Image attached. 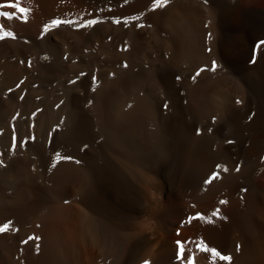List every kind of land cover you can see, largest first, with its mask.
<instances>
[{
  "label": "bare ground",
  "instance_id": "1",
  "mask_svg": "<svg viewBox=\"0 0 264 264\" xmlns=\"http://www.w3.org/2000/svg\"><path fill=\"white\" fill-rule=\"evenodd\" d=\"M12 3L16 0H0V5ZM19 3L28 9L26 13L0 7V13L6 14L0 16V36L4 37L0 40V161H3L0 226L10 223L9 231L0 233V264H188V260L178 257V241L185 244V255L192 264H228L211 256L213 247L222 255H231V264H264V45L256 47L264 40V0H235L233 5L223 8L207 7L199 0H168L160 8L154 7L155 0H19ZM54 19L76 23L44 32L45 25ZM89 19L98 23L78 26L87 24ZM116 19L121 23H113ZM125 20L130 30L122 32ZM8 32L12 35H6ZM187 58L191 67L187 82L183 80L186 82L183 90L188 105L174 103L177 107L170 111L175 110L171 122L159 130L160 141L158 122L154 119L157 116L153 110L150 116L146 115L149 104L143 103L145 98L143 102L136 100L134 107L133 99L128 98L132 102L127 101V105L132 106L125 105L126 97L120 95L123 87L130 92L139 85H132L133 79L121 71L128 79L118 77L109 86L113 85L108 95L115 107L97 116L95 131L90 116L77 119L70 133L75 145L71 155L29 143L16 142L17 146H12L16 126L24 123L21 117L26 112L25 101L30 100L35 84L59 82L65 77L72 81L69 77L78 73L77 68L90 65H99L106 74L125 65L131 71L138 63L157 65L168 61L177 67ZM213 61L217 62V70L202 72L194 82L195 72L210 68ZM52 65H63L64 69L54 73ZM175 66L171 68L174 70ZM168 75L160 76L159 81L172 87L174 79ZM68 83L71 84L70 80ZM155 83L158 87V81ZM127 84L134 87L129 91L131 86ZM51 99L55 100L54 95ZM68 106L66 109H70ZM150 106L153 107L151 103ZM53 112L55 119L60 116H54ZM192 115L206 116L215 122L201 128ZM64 118L65 115L62 122ZM31 119L35 117L28 124ZM57 152L71 159L57 162ZM53 163L55 168L51 167ZM237 165L239 172L235 170ZM218 166V178L205 184ZM225 167L227 172L223 171ZM221 200L227 203L221 204ZM216 209L222 218L212 216ZM198 214L204 219H189ZM201 244L209 251H200ZM237 244L241 246L239 252Z\"/></svg>",
  "mask_w": 264,
  "mask_h": 264
},
{
  "label": "rangeland",
  "instance_id": "2",
  "mask_svg": "<svg viewBox=\"0 0 264 264\" xmlns=\"http://www.w3.org/2000/svg\"><path fill=\"white\" fill-rule=\"evenodd\" d=\"M199 1H203V4H205L207 7L209 6V7H219V8H223V7H228V6H231V5H233L234 3H235V0H229V2H228V0H206V2H205V0H199ZM218 1H219V3H218ZM231 1V2H230ZM207 3V4H206ZM216 3V4H215ZM218 4V5H217ZM221 6V7H220ZM124 26V27H123ZM122 26V28H121V31L123 32H127L126 30L128 29V31L130 30V26L129 25H127V26H129V27H127L126 28V25H123ZM123 29V30H122ZM188 59L189 58H187V59H185V60H183V61H181V62H183V63H179L180 64V66L177 64V67L175 66V65H173V64H171L170 62H168V61H166V62H162L161 64H159V63H157V65H156V68L154 67L155 65H153V64H148V63H145L144 65L143 64H135L136 65V67H135V65L133 66V67H130V69L131 68H133V69H131V71L128 69L129 67H125L126 68V70H125V68H116V69H114L112 72L110 71V70H108V71H106L105 73L106 74H104L102 71H105L104 69H102L99 65L98 66H87V67H85V68H77V72L78 73H75L72 77H69V78H72V81H71V79H68V77H65V78H67V79H65V80H63V82H62V80L60 81L59 80V82L57 81V82H53V83H50V82H47V81H43L42 83H37V84H35V86H34V91H32V93H34V95H32V93L30 94V96L29 97H31L30 98V100L29 99H27L26 101H25V108H24V111H26V112H24L23 113V116L21 117V121H24V123L23 122H21V123H19L17 126H19L20 125V127L18 128L17 126H16V129H15V133H16V135H15V143L16 142H20V143H18V144H20V145H25V144H31V145H33L34 147H36V148H40V149H42L43 147V149H54V150H57V151H59L60 153H62L63 152V154H66V155H71V153L73 152V150H74V147H75V145H74V143H73V141H72V139H71V131L73 130V128H74V126H75V123H76V121H77V119L80 117V116H82V115H84V116H87V117H89L92 121L90 122L91 123V125L93 126L94 124H96V123H98V122H96V121H98L97 119H98V117L97 116H99V114L100 113H103L104 111L106 112V113H108V111L109 112H111V109H113L115 106H114V103H112V102H110V100H109V96L110 95H108V94H110L112 91V88H113V85H114V83L113 82H115V80H116V78L118 79V77L120 78V79H122V80H127L128 78L131 80V79H133V81H131V82H133V84L132 85H135V86H137V84L139 85V86H137L136 87V89L135 88H133L134 86H132V85H129V84H127V87L128 86H131V87H129V91H130V89L131 88H133L130 92H128V90H126V89H128V88H126L125 86L123 87V90L124 91H126L127 93H130V95L128 94L127 95V93H126V95H125V93L123 92V90H122V92H120V95L122 96V97H126L125 98V105L126 106H129V105H127V101H128V103L129 104H131V102L133 101L134 103L136 102V100H137V102L141 99V101L143 100L144 101V98H145V101L143 102V103H148L149 104V106L148 105H146L147 106V109L145 110V113H146V111L148 110V108H149V110L147 111L148 113H146V115L147 116H150V114L151 113H153L152 112V110L154 111V115H156L155 117L157 118H154V115L151 117V118H154L155 119V121L156 122H158V126H159V128H158V141H160L159 140V130L161 131V128H163V124H169L171 121L170 120H172V118H173V113H175V110H172V112L170 113V111H171V109H176V107H177V105H175V104H178V102H182V105L183 106H187L188 104H187V101H186V98H185V90H183V89H185L186 87H184V86H186L185 85V83L187 82V80H188V78H189V75H190V67H191V64L189 65V63H190V61L189 62H187L188 61ZM190 60V59H189ZM184 62H185V64H184ZM170 63V64H169ZM168 64H169V66H168ZM163 65V66H162ZM175 66L176 67V69L177 70H179V72L178 71H176L175 70V67H174V70H173V67L171 68V66ZM182 65H185V68H184V66H182ZM186 65H187V67H186ZM189 65V66H188ZM138 66V67H137ZM144 66H145V69L147 68V70H149V71H147V70H145L144 69ZM148 66V67H147ZM168 66V67H167ZM60 67V68H59ZM92 67V68H91ZM99 67V68H98ZM153 67V68H152ZM53 68V69H52ZM55 68V69H54ZM88 68V71L86 70ZM149 68H151V69H149ZM158 68H159V70L162 68V70H158ZM171 68V69H170ZM179 68V69H178ZM182 69V71H181V69ZM187 68V69H186ZM64 69V67H63V65H59V66H57V65H52L51 66V70L54 72V73H59V72H61L60 70H63ZM79 69V70H78ZM80 69H81V71H80ZM95 69V70H94ZM101 69V71H99V70ZM122 69V70H121ZM136 69V70H135ZM143 71H142V70ZM154 69V70H153ZM156 69L158 70V71H156ZM168 69H170V71L168 70ZM184 69V70H183ZM84 70V71H83ZM86 70V71H85ZM96 70H98V71H96ZM119 70V71H118ZM135 70V71H134ZM144 70H145V72H150L151 73V75H150V73H148V74H146L145 72H144ZM188 70V71H187ZM57 71V72H56ZM90 71V72H89ZM118 71V72H117ZM121 71H123L122 73H124L125 71V74L127 75V77H126V75L125 74H122L121 73ZM127 71L129 72V73H127ZM137 71V72H136ZM165 71V72H164ZM187 71V72H186ZM81 72V73H80ZM82 72H84V73H82ZM87 72H89V73H86ZM96 72V73H95ZM132 72L134 73V74H132ZM139 72H140V74H141V72H142V76L139 74ZM153 72H155V73H153ZM160 72V73H159ZM164 74H163V73ZM167 72H168V74H167ZM173 72H175L173 75H171V73H173ZM183 72V73H182ZM103 73V74H102ZM110 73V74H109ZM114 74V76H113V74ZM118 73V74H117ZM143 73L145 74V75H143ZM153 73V74H152ZM156 73H158V74H156ZM166 73V74H165ZM182 73V74H181ZM189 73V74H188ZM82 74V75H81ZM90 74V75H89ZM96 74V75H95ZM131 76L132 75V77H129V75ZM136 74V76H137V74H138V77L140 78H138V77H134V75ZM76 75H78V76H76ZM109 75H110V77H109ZM117 77H116V76ZM120 75V76H119ZM171 76L173 79H174V83L172 82V87H170V86H164L163 84H161V81H159V79L160 80H162V78H164L165 76ZM182 75H184L185 77H183ZM81 76V77H80ZM91 76V77H90ZM96 76V77H95ZM97 76H99V77H97ZM106 76H108V77H106ZM113 76V77H112ZM143 76H145V77H143ZM147 76H149V78L147 77ZM152 76V77H151ZM156 76V77H155ZM158 76V77H157ZM162 78H161V77ZM85 77V78H84ZM95 77V79L97 80H95V79H93ZM106 77V78H105ZM114 77H115V79H114ZM123 77V78H122ZM124 77H126V78H124ZM134 77V78H133ZM176 77H180L179 79H178V82L176 81ZM182 77V78H181ZM186 77H188V78H186ZM74 78H76L75 80H78V78H79V80L78 81H75L74 80ZM89 78H91V80H93V81H90V79ZM99 78H100V80H99ZM107 78H109V79H107ZM113 78V79H112ZM136 78H137V80H136ZM145 78V79H144ZM147 78V79H146ZM186 78V79H185ZM101 79H103V81L101 80ZM141 79H143V80H141ZM154 79H156V80H154ZM158 79V80H157ZM180 79L182 80V81H180ZM68 80V81H67ZM69 80H70V82H71V84H72V82H73V88L71 89V84L70 83H68L69 82ZM94 80H95V83H94ZM110 80V81H109ZM112 80V81H111ZM119 80V79H118ZM135 80V81H134ZM142 82V81H144L143 83H144V85L142 86V84L143 83H141L140 84V81ZM149 81V83H148V81ZM153 80H154V82H153ZM183 80L184 81H186V82H184L183 83ZM64 81H66V83L70 86H68ZM74 81H75V83H74ZM100 81H102L101 83H100ZM108 81V82H107ZM137 81H138V83H137ZM145 81H147V82H145ZM155 81L157 82L158 81V84H159V86H160V88H159V86L157 87L156 85H154V84H156L155 83ZM180 81V82H179ZM78 82H79V84H78ZM87 82V83H86ZM135 82V83H134ZM54 83H56V85L54 84ZM63 83H65L66 85H64ZM104 83V84H103ZM148 83V84H147ZM176 83H179V86H178V84H176ZM181 83V84H180ZM184 85H183V84ZM42 84V85H41ZM61 84V85H60ZM81 84V85H80ZM83 84V85H82ZM100 84L102 85V86H100ZM111 84H113L112 85V87L111 88H109V86L111 85ZM152 84V85H151ZM174 84V85H173ZM47 86V87H44V86ZM55 87H54V86ZM77 85V86H76ZM78 85H80V87H78ZM95 85V86H94ZM163 85V86H162ZM182 85V86H181ZM40 86V87H39ZM75 86V87H74ZM99 86V87H98ZM141 86V87H140ZM147 88L146 89V91H145V87ZM150 86V87H149ZM37 87H38V90H36L37 89ZM78 87V88H77ZM82 87V88H81ZM84 87V88H83ZM87 87V88H86ZM92 87H94V88H92ZM96 87H97V89H96ZM100 87H101V89H100ZM105 87H107V88H109L108 90H107V92H106V90L105 89H107V88H105ZM152 87V88H151ZM167 87V88H166ZM178 87H180V88H178ZM43 88V89H42ZM45 88V89H44ZM57 88H58V90H57ZM61 88L63 89V91L61 90ZM76 88V89H75ZM79 88H81V91H80V89ZM105 88V89H104ZM137 88H138V92H137ZM142 88V90H143V92L140 90ZM150 88V89H149ZM159 88V89H158ZM176 88V89H175ZM178 88V89H177ZM53 91H52V90ZM78 89V90H77ZM85 89V90H84ZM93 89H94V91H93ZM99 89V90H98ZM151 89H153L152 91H154V92H151ZM155 89H156V91H155ZM161 89V90H160ZM163 89V90H162ZM167 89H169V90H167ZM49 90V95H48V91ZM51 90V91H50ZM58 92H57V91ZM67 90H69V92L67 91ZM77 91V93H74V91ZM84 90V91H83ZM88 90V91H87ZM101 90V92H99ZM110 90V91H109ZM133 90H135V92H133ZM148 90V91H147ZM149 90H150V92H149ZM160 90V91H159ZM172 90V91H171ZM178 91V92H176V91ZM36 91V92H35ZM41 91H43V95H44V97H43V95H42V92ZM75 91V92H76ZM92 91H93V93H92ZM96 91V92H95ZM103 91H105L104 93H106V94H103ZM157 91H159L158 93L160 94V92L162 93L161 95H158V93H156ZM184 93H183V92ZM51 92V93H50ZM55 92L56 93V95L55 94H53V93ZM60 92H63V93H60ZM67 92V93H66ZM97 92H99V93H97ZM110 92V93H109ZM142 92V93H141ZM144 92H146V93H148V94H150L151 95V97H149L150 95H148V94H146V93H144ZM168 92V93H167ZM171 92V93H170ZM35 93H37V95H35ZM46 93V94H45ZM72 95H70V94ZM81 93V94H80ZM88 94V95H84V94ZM124 93V94H123ZM136 93V95H134V94ZM177 93H178V95H177ZM179 93H180V95H179ZM40 94V95H39ZM50 94H51V96H50ZM54 95V98H55V100L54 99H51V98H53V95ZM57 94H59V96L57 95ZM62 94H65L64 95V97L65 96H67V97H63V96H61V97H63L64 99H62L61 97H60V95H62ZM67 94V95H66ZM99 94V95H98ZM145 94V95H144ZM155 96H154V95ZM166 94V95H165ZM170 94V95H169ZM69 95V96H68ZM84 95V96H83ZM91 95V96H90ZM132 95H134V96H132ZM168 95V96H167ZM175 97H174V96ZM34 96H36V97H34ZM40 96H42V97H40ZM47 96H48V98H47ZM75 96V97H74ZM77 96V97H76ZM95 96V97H94ZM99 96V97H98ZM101 96H103V97H101ZM104 96H106V97H104ZM129 96V97H128ZM137 96V97H136ZM140 96V97H139ZM141 96H142V98H141ZM147 96V97H146ZM159 96V97H158ZM165 97L164 99L166 100H164L163 99V97ZM169 96L170 97H172V99H173V97L175 98V99H169ZM182 96V97H181ZM57 97V98H56ZM72 97V98H71ZM87 97V98H86ZM132 97H134V98H132ZM152 97H156V98H152ZM35 100H34V99ZM45 98V99H44ZM58 98H60V99H58ZM70 98V99H69ZM83 98V99H82ZM92 100H91V99ZM128 98H131V99H133L131 102H129V99ZM157 98H159L158 100H157ZM181 98V99H180ZM32 99V100H31ZM48 99V100H47ZM50 99V100H49ZM56 99H58V100H60V102H58V100H56ZM97 99H99L98 101H99V103L97 102ZM108 99V100H107ZM128 99V100H127ZM135 99V100H134ZM147 99V100H146ZM153 101H152V100ZM156 99V101L154 102V100ZM52 100V101H51ZM64 100V101H63ZM85 100V101H84ZM104 100V101H103ZM151 100V101H150ZM164 102H163V101ZM181 100V101H180ZM185 101V102H183V101ZM28 101H30L29 103H27ZM38 101V102H37ZM43 101V102H42ZM55 101H57V102H55ZM63 101V102H62ZM66 101V102H65ZM75 101H77V102H75ZM101 101V102H100ZM147 101H150V103L153 105V107L152 106H150V103L149 102H147ZM159 101V102H158ZM163 102V104H162V102ZM167 101H169V102H167ZM172 103H171V102ZM33 102V103H32ZM35 102H36V104H35ZM47 102V103H46ZM73 104H72V103ZM88 102V103H87ZM91 102H96L95 104L94 103H91ZM102 102H104V103H102ZM115 102V101H114ZM132 102V107H134V105L136 106V103L134 104ZM161 102V103H160ZM37 103H40V104H37ZM62 103V104H61ZM69 103V104H68ZM81 103V104H80ZM157 103V104H156ZM168 103V104H167ZM175 103V104H174ZM43 104H45V106H46V104H48V106L50 107V108H48L47 106L45 107ZM64 104H68L67 106H68V108H70V109H66L67 108V106L66 105H64ZM74 104H76V105H74ZM93 104V105H92ZM99 104V105H98ZM165 104H167V107L165 108L163 105H165ZM186 104V105H185ZM32 107H30V106ZM33 105H34V108H33ZM38 106V108H36L35 106ZM40 105V106H39ZM42 105H43V107H42ZM53 105V106H52ZM87 105H88V108H83L84 106L85 107H87ZM90 105H92V109L89 107ZM96 105V106H95ZM99 107H98V106ZM104 106V107H102V106ZM154 105H155V107H156V109H158V110H156L155 109V107H154ZM157 105H159V107H157ZM173 105V106H172ZM27 106V107H26ZM174 106H176V107H174ZM29 107V108H28ZM54 107V108H53ZM62 108V109H56V108ZM65 107V108H64ZM101 107V108H100ZM152 107V108H151ZM162 107V108H161ZM171 107H173V108H171ZM39 108H40V111H39ZM42 108V109H41ZM74 108V109H73ZM76 108V109H75ZM110 108V109H109ZM168 108V109H167ZM36 109V110H35ZM45 109V110H44ZM49 109V110H48ZM89 110V111H87V110ZM91 109V110H90ZM95 109V110H94ZM100 109H101V111H100ZM105 109V110H104ZM156 111H155V110ZM160 109H162V110H160ZM39 112H38V111ZM67 111V113L66 112H62V111ZM68 110H69V112L71 111V110H73V111H71L70 113L71 114H73L74 115V117H73V115H71L70 113H68ZM75 110V111H74ZM32 113H30V112ZM36 111V112H35ZM47 111L49 112V113H47ZM52 111H55V112H53L54 113V116L55 115H60L58 118H56L55 119V117H53V114H52ZM61 113V114H59V112ZM76 111L78 112V113H76ZM91 111H93V113H95V116L93 115V113L91 112ZM96 111L98 112V113H96ZM149 111H151L150 113H149ZM158 111L160 112V113H158ZM166 111H168L167 113H166ZM38 112V113H37ZM50 112H51V114H50ZM90 112L92 113V114H90ZM163 112V113H162ZM36 113L38 114V115H36ZM40 113H43V115H41V116H39V114ZM85 113V114H84ZM90 115H89V114ZM162 113V114H161ZM168 113H170V114H168ZM27 114V115H26ZM32 116H31V115ZM47 114V115H46ZM76 114V115H75ZM167 114V115H166ZM25 115V116H24ZM36 115V116H35ZM48 116V118H45L46 116ZM53 117V118H51V116ZM65 115V118L63 119V122H62V118H63V116ZM159 115V116H158ZM161 115V116H160ZM170 115H172V116H170ZM42 116H44V118L42 119L41 117ZM66 116L68 117V118H66ZM92 116V117H91ZM165 117V118H163V117ZM166 116H168V118L166 117ZM26 117H28V118H26ZM34 118L35 117V119L34 120H32L31 119V123L30 124H28L29 122H30V118ZM36 117H37V119H36ZM75 117H76V119H75ZM93 117H94V119H93ZM96 117V118H95ZM158 117H160V119L158 118ZM191 117V116H190ZM202 118L204 117V116H201ZM201 117H197V116H194V115H192V119L193 120H195V121H197V124L201 127V128H205V127H209L211 124H212V119L211 118H209V117H206L207 118V120H206V118L204 117V119H202ZM26 118V119H25ZM60 118V119H59ZM71 118V119H70ZM74 118V119H73ZM161 118H162V120H161ZM209 118V119H208ZM27 119H29V121L27 120ZM42 119V120H41ZM49 119H53L52 121L54 122L55 121V123H51L49 120L47 121V120ZM57 119H59L58 121H57ZM71 120V121H69V120ZM170 119V120H169ZM200 119V120H199ZM44 120V121H43ZM161 120V121H160ZM164 120V121H163ZM199 120V121H198ZM211 120V121H210ZM28 121V122H27ZM40 121V122H39ZM48 123H47V122ZM57 121V122H56ZM60 121H61V124H60ZM66 121H69V125L67 124L66 126H64L66 123H68V122H66ZM160 121V122H159ZM202 121H204L203 123L205 124H201L200 122H202ZM43 122H46V124H44ZM162 122H164V123H162ZM26 123H27V125H26ZM33 123V124H32ZM37 123H38V125H37ZM39 123H40V127H39ZM42 123V124H41ZM50 123V124H49ZM58 123L61 125V129L59 128V126H58ZM64 123V124H63ZM72 123V124H71ZM208 123H209V125H208ZM36 124V125H35ZM53 126H52V125ZM55 124H56V126H55ZM70 124H71V127L69 128L68 126H70ZM74 124V125H73ZM25 125H26V127H25ZM30 125V126H29ZM42 125H46L47 126V128L49 127H51L50 129L48 128V129H46L45 127L46 126H42ZM63 125V126H62ZM163 125V126H162ZM207 125V126H206ZM42 126V127H41ZM28 127V128H27ZM30 127V128H29ZM31 127H32V130H31ZM45 129H44V128ZM54 127H55V130H53L54 129ZM63 127V128H62ZM68 127V129H66V128ZM23 128H26V129H23ZM53 128V129H52ZM65 128V129H64ZM18 129V130H17ZM30 129V130H29ZM38 129H39V131H38ZM40 129H41V131H40ZM58 129V130H57ZM93 130L95 129L96 130V128L93 126V128H92ZM22 132H21V131ZM24 130V131H23ZM44 132H43V131ZM50 130V131H49ZM52 130V131H51ZM70 130V131H69ZM94 130V131H95ZM18 131V132H17ZM25 131H26V133L28 134H26L25 133ZM28 131L29 132H31L32 131V134L31 133H28ZM50 133V132H52V135L50 136V134L48 133V132ZM53 131H55V132H53ZM58 131V132H57ZM63 131V132H62ZM68 131V132H67ZM34 132V133H33ZM36 132V133H35ZM37 132H38V134H37ZM41 132H43V133H41ZM48 134H47V133ZM65 136H63L61 133ZM22 133V134H21ZM25 133V134H24ZM41 133V134H40ZM59 133V134H58ZM65 133V134H64ZM19 134H20V136H19ZM42 134H44V135H42ZM57 134V137L55 136ZM27 136V138H25V137H21V136ZM38 135H39V137H38ZM41 135V136H40ZM46 135H48V136H46ZM36 136V137H35ZM59 136L61 137L62 136V138H59ZM28 137L30 138V139H28ZM32 137V138H31ZM42 139H41V138ZM47 139H45V138ZM54 137V138H53ZM56 137V138H55ZM64 137V138H63ZM68 137V138H67ZM22 138V139H21ZM23 138H25V139H23ZM38 138V139H37ZM44 138V139H43ZM49 138H51V139H49ZM58 138V139H57ZM32 139V140H31ZM63 139V140H62ZM26 140V141H25ZM34 140V141H33ZM40 140L42 141V143L40 142ZM54 140V141H53ZM60 140V141H59ZM22 141V142H21ZM33 141V142H32ZM57 141V142H56ZM48 142H50L49 144H48ZM53 142V143H52ZM62 142H64V143H62ZM72 142V143H71ZM24 143V144H23ZM33 143V144H32ZM45 143V144H44ZM52 143V144H51ZM17 144V143H16ZM34 144H36V145H34ZM38 144H39V146H38ZM47 144V146H45ZM159 144H161V143H159ZM158 144V146H160ZM58 145V146H57ZM63 145H65V146H63ZM71 146V147H70ZM48 147V148H47ZM161 147V146H160ZM160 147H159V149H158V157L160 158V152H159V150H160ZM72 150H71V149ZM67 151H68V154H67ZM66 152V153H65Z\"/></svg>",
  "mask_w": 264,
  "mask_h": 264
},
{
  "label": "snow or ice",
  "instance_id": "3",
  "mask_svg": "<svg viewBox=\"0 0 264 264\" xmlns=\"http://www.w3.org/2000/svg\"><path fill=\"white\" fill-rule=\"evenodd\" d=\"M167 3H168V0H155V5H154V7H156V8H160V7L165 6ZM0 7H6V8L16 9V10H18L20 13H26V12L28 11V9H26V8H24V7H20L19 0H16V3L0 5ZM4 15H6V14H5V13H0V16H4ZM134 19H138V17H136V18H134ZM74 23H76V22H75V21H72V20L54 19V20L51 21L50 24L45 25L43 31H44V32H48L50 29L58 28V27H60L61 25H64V24L71 25V24H74ZM96 23H98L97 20L89 19V20L87 21V24L80 23L78 26H79V27H88V26L94 25V24H96ZM113 23H115V24H120L121 21H120L119 19H116V20H113ZM123 23H124L125 25H127V24H128V21L125 20ZM6 35L11 36L12 33H11V32H8V33H6ZM3 38H4L3 36H0V40H2ZM13 38H14V37H13ZM261 45H264V40L260 41V43L257 44L256 47H257V48H260ZM209 51H211V49H209ZM253 62H254V58H253ZM126 66H127V65H125V67H126ZM216 70H217V62H216V61H213L212 64H211V66H210V68H208V69H205V68H200V69H198V70L195 72V74L192 76V80L195 82L196 78H197L198 76H200L202 72H205V71H213V72H214V71H216ZM177 79H179V77H177ZM238 102H239V101H238ZM129 107H131V105H129ZM164 107L166 108V107H167V104H165ZM213 122H215V121H213ZM197 134H199V132H198ZM228 143H233V141H228ZM12 146H13V147H16V146H17L16 143H15V137H13V145H12ZM61 159H71V157H62L61 154H60L59 152H57L56 155H55V160L58 162V161H60ZM76 163H80V162H79V161H76ZM0 166H3V161H0ZM51 167H52V168H55V167H56V164L53 163V164L51 165ZM219 170H220V169H219V166H218L217 170H216L215 172H213V174H212V175H211V176L205 181V184H210V183H212L213 180L217 179V178H218V174H219ZM235 170H236L237 172L240 171V167H239V165H237V167H236ZM223 171L227 172L228 169L225 167V168L223 169ZM242 191H246V189H243ZM220 203H221V204H225V203H227V201H225V200H221ZM219 212H220V210H219V209H216L214 212H212V216H213V217H217V218H222V217H219V215H218ZM197 218H199V219H204V217H203V216H199V214H198L197 217H189L190 220H192V219H197ZM224 219H226V218H224ZM208 222L211 223L212 221L209 220ZM9 229H10V223H4L3 226H0V233H6V232L9 231ZM29 239H38V238L29 237ZM25 243H26V241H25ZM177 244H178V249H179V251H178V257L181 258L182 260L186 259V260H188V264H192V260H191V258L185 255V253H186L185 244H184V243H181V242H179V241L177 242ZM37 248H38V245H37ZM240 248H241V246H240L239 244H237V245H236V251L239 252V251H240ZM200 251H202V252H208L209 249L206 248V247H204V246L201 244V246H200ZM210 251H211V256H212L213 258L218 257L220 261H226V262H228V264H231V261L233 260V257H232L231 255H227V254H223V255H222L221 252H220V251H217L216 248H214V247L211 248Z\"/></svg>",
  "mask_w": 264,
  "mask_h": 264
}]
</instances>
